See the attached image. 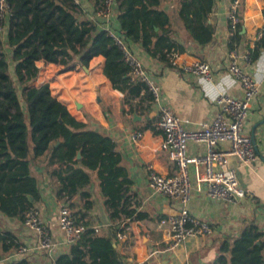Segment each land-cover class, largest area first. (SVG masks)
Masks as SVG:
<instances>
[{
  "label": "trees",
  "instance_id": "trees-1",
  "mask_svg": "<svg viewBox=\"0 0 264 264\" xmlns=\"http://www.w3.org/2000/svg\"><path fill=\"white\" fill-rule=\"evenodd\" d=\"M8 3L11 15L0 32V213L22 221L24 213L35 208L41 195L32 166L43 159L46 173L55 181L56 199L68 204L76 222L86 227L69 252L57 257V264H124L110 238L85 220L93 205L88 191L90 173H96L112 226L123 219L139 222L150 216L140 210L116 142L73 117L47 83L35 86L36 63L42 60L69 70L75 62L87 66L92 58L102 56L103 75L112 88L123 93L128 112L149 111L154 95L145 82L129 81V68L109 32L82 16L73 0ZM161 3L116 0L117 23L130 48L138 44L150 57L173 67L174 56L188 51V40L202 48L212 41L215 0H180L186 39L182 42L176 40ZM262 13L264 17V9ZM240 29L239 22L230 35V51H236ZM262 45L263 39L250 53L251 61ZM9 58L13 74L9 73ZM76 195L84 201L81 206L72 202ZM17 247L11 232L0 230V264H29L26 259L1 262L4 253ZM209 264H264V239L258 228L247 223L238 235L220 240Z\"/></svg>",
  "mask_w": 264,
  "mask_h": 264
},
{
  "label": "crops",
  "instance_id": "crops-1",
  "mask_svg": "<svg viewBox=\"0 0 264 264\" xmlns=\"http://www.w3.org/2000/svg\"><path fill=\"white\" fill-rule=\"evenodd\" d=\"M241 1V37L235 52L240 66L259 85L258 95L242 131L254 137L257 159L252 166L246 167L237 158L229 157L228 167L235 170L239 185L245 190L244 197L235 202L209 199L204 187L196 182L195 166L189 165L192 188L186 209L191 216L208 221L212 233L188 239L173 251L166 250L167 227L161 220L177 213L182 205L179 201L161 196L149 188L146 166L149 164L164 175L173 174L175 171L173 163L159 148L162 137L158 126L161 107H169L183 120L185 129L195 131L200 128L201 123L210 120L215 114V100L220 94L237 97L241 94L239 83L227 71L232 52L229 48L230 33L227 26L229 0H215L212 14L214 37L210 44L202 48L188 40V51L174 56L173 67H166L157 58L150 57L140 45H132V51L160 88V100L154 102L149 111L128 112L129 106L124 103L123 93L112 88L110 81L103 75L102 56L92 58L87 66L75 62L69 70L42 60L36 63L39 72L33 83L35 86L47 83L51 94L66 106L73 117L93 130L110 136L116 142L122 164L132 181V192L140 203V210L150 216L149 220L139 222L122 220H127L134 236V251L131 255L122 256L116 249L124 264H209L217 255L218 242L238 235L247 223H253L264 239V45L259 47L254 60L249 63L243 60L245 53L254 52L259 43L256 32L264 24V0ZM179 2L180 0H162L161 8L169 15L176 40L182 42L185 39V29L179 16ZM98 4L99 0H79L82 16L105 29L104 18L95 13ZM115 6L116 2L110 26L124 37L117 23ZM6 53L10 54L8 48ZM198 60H205L211 65L212 80L183 72V65L193 64ZM8 61L9 73L13 74L14 65L10 58ZM135 131L143 134L137 144L131 140V134ZM219 147L227 148L228 143L219 144ZM204 153L203 144L188 142L189 157ZM42 160L32 166V174L38 181L41 195L35 208L50 233L51 252L39 247L35 232L27 228L19 218H8L0 213V230L11 232L19 247L26 248L24 252L17 247L4 253L1 258L3 263L26 259L29 264H51L53 259L69 252L70 246L65 244V236L57 224L61 202L55 197V181L46 173ZM90 175L91 185L88 191L93 205L85 220L99 234L109 237L114 246V230L104 206L96 173L91 172ZM72 202L81 206L84 201L76 195Z\"/></svg>",
  "mask_w": 264,
  "mask_h": 264
},
{
  "label": "built area",
  "instance_id": "built-area-1",
  "mask_svg": "<svg viewBox=\"0 0 264 264\" xmlns=\"http://www.w3.org/2000/svg\"><path fill=\"white\" fill-rule=\"evenodd\" d=\"M79 4V0H73ZM116 0H99L96 15L104 18L105 29L115 41L122 52L127 64L130 82L143 81L147 84L154 102H159L160 88L156 85L148 70L144 67L139 57L132 51L122 33L115 32L110 26V18ZM241 0H229L227 9V26L230 35L236 30L240 22ZM11 15L8 0H0V32L3 33L6 22ZM257 39L264 41V24L257 29ZM231 62L227 71L237 80L241 88L239 97L220 94L215 100L216 112L210 120L200 124L198 130H187L183 120L169 107L160 108L158 126L162 137L159 143L160 150L166 154L173 163V174L164 175L154 170L151 165L146 166L147 183L149 188L164 197L177 200L182 205L181 209L165 219L162 224L167 227V251H173L186 240L208 236L212 227L205 219L191 216L186 207L191 194V176L189 165L195 166L196 182L203 186L209 199L219 202H235L245 195V190L239 185L235 170L228 167V159L233 156L246 167L255 163L256 148L252 138L243 133L242 127L251 113V107L259 91L258 83L240 66L235 51L230 53ZM243 60L250 62V53L243 56ZM183 72L200 75L207 80H212L213 69L205 60H198L193 64L183 65ZM142 132L135 131L131 134L133 143H139ZM188 142L201 143L205 146V153L198 156L187 155ZM228 143L227 148L219 144ZM22 223L34 231L38 238V245L42 250L51 252V236L44 222L39 217L38 209L32 208L24 213ZM57 224L65 236V244H73L86 227L77 223L68 204L62 203L58 209ZM114 230L113 241L115 248L122 256L131 255L134 251V236L126 221H120L112 226ZM97 232L98 230L95 229ZM24 252L26 248L19 247ZM51 264H57L52 260Z\"/></svg>",
  "mask_w": 264,
  "mask_h": 264
},
{
  "label": "water",
  "instance_id": "water-1",
  "mask_svg": "<svg viewBox=\"0 0 264 264\" xmlns=\"http://www.w3.org/2000/svg\"><path fill=\"white\" fill-rule=\"evenodd\" d=\"M251 138H252L253 142L255 143L254 137L252 136ZM77 158H80V154L77 155Z\"/></svg>",
  "mask_w": 264,
  "mask_h": 264
}]
</instances>
